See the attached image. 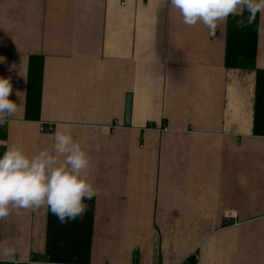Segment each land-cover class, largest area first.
Instances as JSON below:
<instances>
[{
	"label": "crops",
	"instance_id": "0c3cea01",
	"mask_svg": "<svg viewBox=\"0 0 264 264\" xmlns=\"http://www.w3.org/2000/svg\"><path fill=\"white\" fill-rule=\"evenodd\" d=\"M247 15L211 36L168 0H0L18 103L0 140L33 155L66 125L97 192L64 224L47 208L0 220L15 250L0 260L264 264V16Z\"/></svg>",
	"mask_w": 264,
	"mask_h": 264
},
{
	"label": "clouds",
	"instance_id": "9594fccd",
	"mask_svg": "<svg viewBox=\"0 0 264 264\" xmlns=\"http://www.w3.org/2000/svg\"><path fill=\"white\" fill-rule=\"evenodd\" d=\"M171 8L177 10L182 22L191 27L202 24L214 35L218 24L232 15L246 11V23L251 25L257 14L264 16V0H168ZM245 23L244 20L237 24ZM257 31H264L259 26ZM12 93L10 78L0 77V127L7 118L18 110V103L9 99ZM16 95L20 97L21 93ZM57 125L53 143L33 155H28L16 144L6 146L0 153V220L13 211L35 212L47 208L61 224L83 216L87 210L86 200L96 194L94 186L86 179L90 167V157L75 141L72 135ZM14 249L0 244V257L14 254ZM37 264H52V261H39Z\"/></svg>",
	"mask_w": 264,
	"mask_h": 264
},
{
	"label": "built area",
	"instance_id": "2783aa9c",
	"mask_svg": "<svg viewBox=\"0 0 264 264\" xmlns=\"http://www.w3.org/2000/svg\"><path fill=\"white\" fill-rule=\"evenodd\" d=\"M29 1H34V0H29ZM123 5H124V3H123ZM216 32H217V29L215 30V34L214 35H211V36H215L216 35ZM41 131H45L46 130V128L44 127V125H42L41 127ZM48 130L49 131H53V129H52V126H50L49 128H48ZM164 130V129H163ZM38 259L35 257V256H32L30 259H29V261H27V263H23L22 261H20L18 258H13V259H11V260H9V261H1L0 260V264H37V262H39V261H47V260H49L48 258H45V259H43V260H38ZM53 264V263H52Z\"/></svg>",
	"mask_w": 264,
	"mask_h": 264
},
{
	"label": "trees",
	"instance_id": "16d2710c",
	"mask_svg": "<svg viewBox=\"0 0 264 264\" xmlns=\"http://www.w3.org/2000/svg\"><path fill=\"white\" fill-rule=\"evenodd\" d=\"M228 24L229 25H232V24H234V20H232V17H230L229 19H228ZM253 64L251 63V62H247V61H245V62H241L240 64H239V66L240 67H249V66H252Z\"/></svg>",
	"mask_w": 264,
	"mask_h": 264
},
{
	"label": "water",
	"instance_id": "95a60500",
	"mask_svg": "<svg viewBox=\"0 0 264 264\" xmlns=\"http://www.w3.org/2000/svg\"><path fill=\"white\" fill-rule=\"evenodd\" d=\"M130 114H131V98L128 99V104H127L126 125H128L130 122Z\"/></svg>",
	"mask_w": 264,
	"mask_h": 264
}]
</instances>
